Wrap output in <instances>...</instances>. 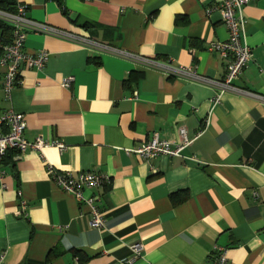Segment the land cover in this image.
Returning a JSON list of instances; mask_svg holds the SVG:
<instances>
[{"label":"crops","instance_id":"obj_1","mask_svg":"<svg viewBox=\"0 0 264 264\" xmlns=\"http://www.w3.org/2000/svg\"><path fill=\"white\" fill-rule=\"evenodd\" d=\"M217 1L17 3L31 20L220 81L228 61L210 47L227 41L229 30ZM243 12L253 57L235 84L264 97V0ZM25 48L46 51L48 60L43 69L23 67L9 97L0 73V117L22 114L27 141L67 148L30 149L18 161L9 151L0 181V264H78L76 251L89 258L84 264H118L134 243L145 248L136 264H212L216 245L227 249L229 264H264L263 100L226 93L215 105L210 84L43 33H30ZM180 127L191 138L205 130L183 157L125 153L156 134L177 143ZM50 167L110 178L83 192L100 196L105 229L90 226L92 208L57 186Z\"/></svg>","mask_w":264,"mask_h":264},{"label":"built area","instance_id":"obj_2","mask_svg":"<svg viewBox=\"0 0 264 264\" xmlns=\"http://www.w3.org/2000/svg\"><path fill=\"white\" fill-rule=\"evenodd\" d=\"M257 0H218V9L223 18L225 27L229 30V39L222 43H215L210 47L211 51H217L221 57L226 59V74L220 81L209 80L199 75L193 68L179 67L172 64H164L155 59L141 58L127 51L117 49L110 45L103 44L97 40L79 36L59 28L31 20L28 15V7L19 4L17 12L12 14L0 10V21L13 27V40L10 44L0 42V73L2 75V87L9 97L11 90L20 83V72L23 67L43 69L48 60L49 54L46 51L32 53L26 50L25 42L30 33H43L59 39L74 42L80 46L97 49L118 57L139 61L147 67L162 70L177 78H189L199 83L210 84L216 89L214 98L215 105L219 104L226 93L256 97L264 101V97L238 87L235 82L246 69L252 60L253 50L247 44L245 31L244 8ZM72 78L66 79L64 87H71ZM208 123V120H207ZM206 123V124H207ZM26 122L24 115L14 112H7L0 117V181H3L7 171L2 168L5 164L9 151H16L14 160L18 161L27 150L42 152L49 147H56L61 152L67 148L62 142H48L42 138L29 142L25 139ZM204 129L199 130L193 138L189 137L185 127H180L179 141L177 143L161 139L156 134L150 141L133 149H126L127 155H136L144 160H152L159 157H183L185 149L190 147L199 139ZM52 181L62 190L73 194L79 202L88 204L92 208V219L90 226L94 229L103 230L107 227V220L103 215L99 203L100 196L85 198V189H100L110 184L108 176L84 172L77 176L72 173H61L50 167ZM24 209V208H23ZM23 212L19 211V215ZM131 254L121 260L118 264H136L144 259L145 248L141 243L130 245ZM227 249L215 246V258L212 264H229Z\"/></svg>","mask_w":264,"mask_h":264},{"label":"trees","instance_id":"obj_3","mask_svg":"<svg viewBox=\"0 0 264 264\" xmlns=\"http://www.w3.org/2000/svg\"><path fill=\"white\" fill-rule=\"evenodd\" d=\"M18 8L17 0H0V10L8 13H16ZM13 34V27L9 24L0 21V36L4 44L9 43L10 37ZM9 159V158H8ZM75 256L78 259V264H84L89 260L83 253L76 251Z\"/></svg>","mask_w":264,"mask_h":264}]
</instances>
